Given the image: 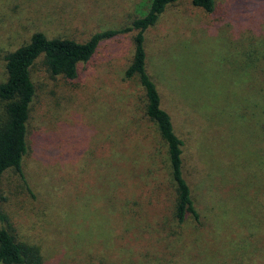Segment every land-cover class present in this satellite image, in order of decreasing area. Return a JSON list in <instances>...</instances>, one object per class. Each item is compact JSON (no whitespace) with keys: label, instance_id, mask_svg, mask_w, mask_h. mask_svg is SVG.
<instances>
[{"label":"rangeland","instance_id":"374dc122","mask_svg":"<svg viewBox=\"0 0 264 264\" xmlns=\"http://www.w3.org/2000/svg\"><path fill=\"white\" fill-rule=\"evenodd\" d=\"M138 2L0 0V81L3 57L33 33L83 42L95 32L129 25ZM214 4L213 15L193 7L191 0L168 6L144 33L146 69L185 144V163H194L192 153L201 168L205 165L213 173L228 167L244 169L252 177L240 182L234 177L237 181L231 186L223 180L226 189L219 192L224 189L220 203L225 206L217 211L212 227L195 229L189 221L173 227L175 235H169L173 244L156 241L154 229L161 220L156 213L169 201L159 192L165 179L158 159L138 160L159 142L146 124L149 131L138 130L124 146L107 135L108 129L117 133L137 129L125 122L128 117L136 124L139 115L133 113V104L139 91L135 80H122L134 33L101 42L93 58L78 66V77L72 81L51 77L39 58L30 69L35 95L26 124L24 176L7 170L0 177V215L19 241L40 248L44 264H99L100 258L104 264H264L258 245L264 234V196L255 199L260 207H252L237 205L241 200L230 194L241 190L240 184L250 186V181L264 186V130L259 129L264 121V36L248 29L240 32L250 21L264 27V0H214ZM252 106L258 112L251 119L245 110ZM254 121L255 127L249 123ZM140 136L146 145L140 144L133 160H128L127 150ZM196 138L200 150L186 151ZM50 162L70 174L63 178L65 212L46 209L43 166ZM185 175L196 209L204 216L202 207L208 203L203 193L201 198L207 184L204 175L194 180L188 168ZM190 237L195 240L186 246Z\"/></svg>","mask_w":264,"mask_h":264},{"label":"trees","instance_id":"16d2710c","mask_svg":"<svg viewBox=\"0 0 264 264\" xmlns=\"http://www.w3.org/2000/svg\"><path fill=\"white\" fill-rule=\"evenodd\" d=\"M176 1L140 0L134 8L136 17L130 21L129 25L119 29L95 32L83 42L66 38H47L44 34L35 32L25 44L7 53L3 57L4 80L0 81V177L7 170L15 172L22 179L24 176L23 160L28 152L26 124L29 119V106L35 95V87L30 77V69L34 62L41 58L45 70L51 77L61 76L68 81H72L78 77V66L86 64L93 58L101 42L112 40L120 34L133 32L132 54L123 71L122 80L126 82L135 80L139 91L133 104V113H138L139 115L137 120L134 118L136 124L132 125L131 122L133 121L128 117L127 120L129 121L125 122V125L137 127V129L124 128L119 133L108 129V138L117 145L124 146L133 133H138V130L144 132L148 130L146 125H150L153 130L151 134H155L157 142H159L160 146L158 147H161V150L155 147L153 152L144 153L138 160L151 162L152 157H154V161L158 159L159 168L162 172L161 178L165 179L163 185L160 186L159 192L162 191L169 201L166 207L156 213L157 215L160 214L159 217L161 218L154 229L157 233L156 241L166 240L168 246L173 244L174 239L169 237V235H175L173 227H183L189 221L194 224L195 229L202 227L204 224L207 228L212 227L213 218L219 214L217 211L221 210V206H225L220 203V197L224 192L223 190L226 189L223 187V180H228L227 183L231 186L236 184L237 180L235 179H239L240 182L250 179L252 176H249L244 169L236 170L233 168V170H230L228 167L223 168L221 173H213L216 171L205 165L201 168L191 152V159H193L194 163L187 165L184 161L185 144L179 133L174 131L170 114L161 106L156 82L151 79L146 69L144 47V33L154 27L165 9ZM191 5L202 9L209 15H213L216 10L214 0H191ZM246 24L249 27L241 29L240 32H245L248 29V32L255 36H264V27H261L263 23H252L250 21V23ZM246 24H242V27ZM262 58L264 66V56ZM190 108L193 112L194 108ZM191 111L189 113L193 115ZM247 112L252 116V119L256 116L258 110L252 106L250 110H245V113ZM262 114L264 116V110ZM201 122L203 123V121ZM249 123L254 125V127L257 125L256 121ZM260 124L259 129L262 128L264 130V121H261ZM110 135H114V137ZM261 138H264V135ZM249 139H253V136L250 135ZM144 140L145 137L140 136V140L127 150V154L130 156V158H127L128 160H133V152L140 144H145ZM106 144L109 145L110 142L106 140ZM257 144L255 142L253 147ZM198 145V138L193 139L190 141L186 151H191L193 147L200 150ZM235 165L238 164L235 163ZM187 168L194 174V180H198L201 175H204L202 180H205L204 183L207 182L205 192L200 191L201 198L203 193V201H208L202 207L203 212L206 213L204 216H200L201 214L197 211L191 188L186 181L185 170ZM43 169L45 171L43 174L45 181L42 182L44 186L43 192L49 199H47L49 207H46V209L50 213L51 210L55 213L67 211V200L65 199L67 192L65 186L67 183L63 181V178L70 174L59 171L53 162L44 165ZM161 172H158V176ZM219 174H223V177H216ZM251 182L249 183L250 186L240 184L241 190H233L230 193L234 198L241 200L236 201L237 205L243 206L246 203L252 207H260V205L256 204L255 199L259 195L264 196V186H253ZM204 183L201 182V186ZM164 187L166 188L165 190ZM220 188H224L222 192H219ZM250 192H253V195L250 194L252 195L251 202L247 198V194ZM228 208H230L229 205L226 206V210ZM261 208L264 215L263 205H261ZM124 209L127 210L125 207ZM0 220L2 222L0 225V264H44L40 248L31 244V242L19 241L7 222H5L6 218L0 215ZM195 233L193 234L194 237ZM260 238L261 240L258 242L259 249L264 251V234ZM194 240L190 237L185 240L184 244L187 246ZM98 261L99 264H104L102 258ZM54 263L60 264L57 261H54Z\"/></svg>","mask_w":264,"mask_h":264}]
</instances>
